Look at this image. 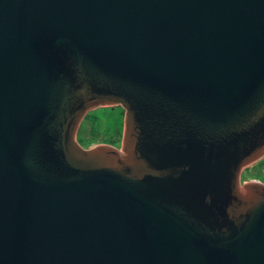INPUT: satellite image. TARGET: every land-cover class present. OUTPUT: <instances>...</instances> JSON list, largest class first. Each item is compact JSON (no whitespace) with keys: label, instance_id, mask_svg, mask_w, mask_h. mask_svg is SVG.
<instances>
[{"label":"water","instance_id":"obj_1","mask_svg":"<svg viewBox=\"0 0 264 264\" xmlns=\"http://www.w3.org/2000/svg\"><path fill=\"white\" fill-rule=\"evenodd\" d=\"M263 156L264 0H0V264H264Z\"/></svg>","mask_w":264,"mask_h":264},{"label":"rangeland","instance_id":"obj_2","mask_svg":"<svg viewBox=\"0 0 264 264\" xmlns=\"http://www.w3.org/2000/svg\"><path fill=\"white\" fill-rule=\"evenodd\" d=\"M125 111L119 105L99 107L86 114L75 134L78 145L84 149L107 145L120 150L124 130ZM245 167L240 176L241 183L254 182L257 177L264 181V169Z\"/></svg>","mask_w":264,"mask_h":264},{"label":"crops","instance_id":"obj_3","mask_svg":"<svg viewBox=\"0 0 264 264\" xmlns=\"http://www.w3.org/2000/svg\"><path fill=\"white\" fill-rule=\"evenodd\" d=\"M255 167H258L259 169H261V171H263V169H264V156L262 158H260L258 161H256L255 163L251 164L249 168L252 169ZM250 179L254 182H259L261 184H264V181L260 180L257 177H252Z\"/></svg>","mask_w":264,"mask_h":264}]
</instances>
